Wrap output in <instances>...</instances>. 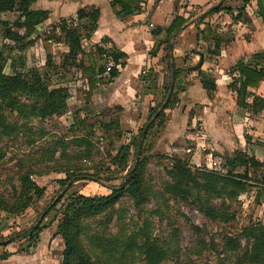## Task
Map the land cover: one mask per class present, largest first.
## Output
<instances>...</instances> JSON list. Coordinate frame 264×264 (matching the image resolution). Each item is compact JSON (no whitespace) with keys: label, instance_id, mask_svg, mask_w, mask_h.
<instances>
[{"label":"trees","instance_id":"1","mask_svg":"<svg viewBox=\"0 0 264 264\" xmlns=\"http://www.w3.org/2000/svg\"><path fill=\"white\" fill-rule=\"evenodd\" d=\"M35 0H0V25L5 30L6 37L18 43V49L24 50L30 47L37 38L38 26L49 17V10L34 9L31 7ZM147 0H112V6L116 15L126 17L139 13L144 10V4ZM251 0H243L242 6L233 14L235 20L249 22L250 17L245 6ZM258 8L255 13L262 18L264 23V0H256ZM225 10L232 12L230 6L224 2L212 6L205 14L199 17V20L213 12ZM17 11L18 18L13 24L2 19L1 14L5 12ZM233 13V12H232ZM100 15L98 7H83L77 11L76 19H61L59 29L61 35L68 45V52L65 54L61 64H56L53 56L48 52L45 63L46 68H65L67 66L80 67L84 80L83 86L84 99L86 103L92 102V96L95 89L100 83L110 82L118 75V69L113 68L110 72V79L107 81L95 78V73L104 69V63L107 57L111 56L115 62L126 56V53L118 48L105 47L97 45L96 50L89 51L85 54L82 45V39L90 37L97 28V21ZM89 17L91 23L83 24V19ZM187 22L183 16L176 15L171 24L166 28L168 39ZM16 27L18 30H14ZM154 30V34L159 33ZM203 38H211L213 47H208V52L219 54V45L221 42L220 35L215 33L212 25L205 24L201 30ZM198 31V32H201ZM206 31V32H205ZM172 58V67L174 73L173 85L171 87V77L165 85L162 100L154 107H150L151 120L146 127L145 133L143 127L139 129L135 136L134 151L132 152V143L121 145L116 154H110V163L115 167L114 170L125 171L123 181L118 185L109 186L111 192L108 194L85 195L79 192L69 193L70 187L80 179H92L103 182L100 176V170L94 166H85V161L93 155L96 144L93 141L94 127L97 121L88 122L82 119L73 122L68 131H74L77 128H89L90 132L82 134H65L60 136L52 135L50 144L48 143L44 151L40 154L37 162L27 161L28 154H22L18 157V172L16 173L17 185L12 186L13 195L6 198L0 193V210L7 213L20 214L32 205L36 198H41L45 194L46 187L41 186L35 179L34 175L49 174L51 172H62L64 177L59 178L61 193L45 208L44 217L54 209L63 199L64 208L61 211L62 220L58 225V232L64 240V252L61 264H105L100 254L93 255L87 248L85 238L90 241H96L110 256H114L119 248L121 258L127 257V252H138L142 264H161L170 254V247L161 246L156 241V237L150 235L147 228L140 230L137 234H132L129 238L121 239L117 234H91L87 231L88 220L101 221L112 220L114 213L117 212L116 204L124 197L133 200L135 206L139 209L141 205L150 200L153 192V186L150 183L147 163L151 157L156 161L168 160L164 163V171L167 179L163 184V194L168 200L175 199L186 203H200V209L207 217L214 222L232 225L236 217V212L231 209L230 203L224 199L221 202L208 201L205 203L201 200V195L213 193L217 196L226 195L229 199H237L240 194L246 192L252 184L250 176L252 170L255 173L260 172L261 181L264 182V162L249 154L240 148L234 149L229 154H223V164L226 168L225 174L192 167L190 152L182 156L180 152L173 154H157L155 156H142L143 144L146 140L150 129L154 126L162 127L166 119V110L173 108L180 100L179 93L183 90V83H179L181 68ZM6 56L0 51V140L3 136H13L22 132L31 135L35 132L33 126L26 122L30 118H39L45 120L52 116H61L68 107L71 94L66 86L58 85L51 87L45 81V75L36 68H31L27 72L16 68L15 62L10 67L11 72L5 70ZM186 61V58L183 59ZM169 66L170 71L172 69ZM234 69L237 70L238 76H233L228 87L237 93V104L248 112L259 113L264 109V98L257 95L251 88L258 87L264 79V51L257 52L251 58H240L237 60ZM202 85L208 93L216 90V81L212 76L197 69ZM250 96L252 99L249 100ZM6 108L17 111L24 121H10L5 113ZM122 108L120 106L100 107L97 113L104 117L110 115H119ZM119 120L111 118L105 122L104 128L109 132L110 128H119ZM102 125V124H100ZM93 129V130H92ZM37 131V130H36ZM48 130L41 128L38 138L44 139L48 135ZM117 134V133H116ZM120 137V133L116 135ZM19 138V137H18ZM37 138V139H38ZM37 139L28 137L27 144L32 145ZM7 151L0 147V163L6 157ZM135 162L129 164L131 157ZM243 168V171H239ZM110 169V166L107 167ZM113 170V171H114ZM263 171V172H262ZM259 174V173H258ZM258 194L264 195V187L258 188ZM163 197V196H162ZM42 221L32 224L31 226L21 229L11 234L8 239L0 240V245H7L11 241L19 238H26L32 243H36L42 230ZM196 230L200 227L193 225ZM222 249L220 250L219 260L221 264H227L224 259L229 255H234L233 264H264V221L250 222L241 228L239 232L228 231L223 229L220 232ZM215 240L211 241L212 246H216ZM214 246L213 249H217ZM221 253H225L221 256ZM217 262L216 264H218ZM125 264H135L133 262ZM183 264H198L195 261H185ZM207 264V263H203Z\"/></svg>","mask_w":264,"mask_h":264},{"label":"rangeland","instance_id":"2","mask_svg":"<svg viewBox=\"0 0 264 264\" xmlns=\"http://www.w3.org/2000/svg\"><path fill=\"white\" fill-rule=\"evenodd\" d=\"M225 2L226 4H232L233 9H237L243 4V0H225ZM18 15L19 13L17 11H12L1 14V17L10 24H13L18 18ZM14 30L18 29L14 27ZM234 30V26L232 27L230 25L227 26L224 32H219L217 28L215 33L220 36H223L225 33L227 39H229L233 36L232 32ZM40 36L44 41L43 43L50 48L47 40L51 35L47 33V29H44ZM57 40L66 44L65 40L61 37ZM84 45L85 54L91 51L94 46L88 41H84ZM48 48L41 51L42 55L37 52L32 55V52H30L28 60H23V63H21V60L18 59V56H20L18 55V43L7 38L3 26L0 25V51L6 56V72L12 71L10 67L12 62H15L17 69L25 72L31 68H36L46 76L45 81L51 87L58 85L66 86L71 94L67 110L63 115L52 116L45 120L30 118L29 121H26L35 130L31 135L22 132L19 136L15 134L11 137H2L0 147L7 151V155L0 163V193L8 199L12 197V186L18 183L16 178V173L18 172V157L21 158L22 154H28L27 161H31L32 163L34 161L37 162L36 159L39 160V156L44 151L46 145L48 143L50 144L53 138L52 135L60 136L90 132L89 128H77L74 131H68L69 126L73 122L85 118L90 123L97 121V124L94 127L95 133L92 136L96 148L93 155L84 163L85 166L98 168L103 182L88 178L80 179L70 187L69 193L79 192L85 195L108 194L111 192L109 186L118 185L123 181L125 174V171L114 170L115 167L110 163V154H116L124 143H132L131 148L133 152L135 136L147 121L139 125L136 124L134 127V123L130 120L123 119L121 114L117 116L113 114L107 117L98 114L96 112L98 107L93 102H85V89L82 86L83 80L76 73L73 66L58 69L54 67L46 68L44 62H46L48 52L52 55L51 48L49 49L50 51ZM59 53L61 56L57 61L61 64L65 53ZM183 58L177 60V65L181 68H184ZM184 71V69H181L179 76V83H183V85L186 83L185 79H183L185 78L183 77ZM5 113L10 121H18L19 123L24 121L22 116L15 110L6 108ZM110 117H115L120 122L118 129L110 128L108 132L104 128V124ZM203 126L202 122L198 121L195 128L200 129ZM41 128H45L49 132L44 139L38 138V133ZM158 131L159 127L157 126L150 129L143 144L142 156H155L166 153L161 150L158 143L157 145H153V138ZM116 133H120V137H116ZM28 137L38 139L32 145H28ZM243 139V141L247 139L246 134ZM193 141L195 142L196 140ZM248 142L253 145L252 147H256L258 155L264 162V137H262V140H257V143L254 141L250 142L249 140ZM205 148L211 151V147ZM178 152L184 157L189 153L186 147H184V150ZM166 154L170 155L173 152ZM190 154L191 159H193V153L190 152ZM135 159L132 156L129 164L135 162ZM164 163H168V160H165V162L163 160L156 161L152 157L147 163L150 183L153 186V192H155V195H152L150 200L144 202L138 209L132 199L124 197L116 204L117 212L114 213L110 222L101 221L99 224L98 220H88L87 231L91 234H96L97 232L106 235L117 234V236H120L124 240L132 234L139 233L141 229L144 230L147 228L150 235L156 237L157 243L161 246L165 245V247H170L171 251L169 256L161 264H183L185 261H195L198 264H216L217 262L221 264L219 260L220 250L222 249L220 232L223 229L239 232L242 227L250 222L257 220L264 221V195L258 194L260 185L254 183L262 182L263 184L260 178V172L258 174L252 170L250 174L252 179L248 180L252 186L246 192L240 194L237 199L232 200L227 198L226 195L220 197L213 193H207L204 196L201 195V200L205 203L207 200L210 202H221L223 199L230 203L231 209L236 212V217L232 225H226L211 221L200 209V203H186L175 199L168 200L167 198L165 199L166 196H160L159 193L163 194V184L168 178L164 171ZM195 163L204 166L202 160H195ZM193 164L192 167L202 168ZM108 166H110V169H107ZM238 170L242 172L243 168H239ZM64 176L65 174L62 172L34 175V179L41 186L46 187L45 194L41 198H36L32 205L20 214L7 213L0 210V240H6L11 234L39 221H42L43 225L40 236L35 244L26 238H19L11 241L7 245H0V264H61L64 252V240L58 232V225L62 220L61 211L64 208V202L67 201L63 199L45 217L44 215L46 212L45 208L51 202H55V198L61 193V186L58 179ZM262 191L264 190L262 189ZM193 225L199 226L200 230H196ZM212 240H215L217 243L216 246L214 245L217 249H213L214 246L211 245ZM85 243L93 255L100 254L105 264H125L130 262L142 264L139 260L141 255L138 252H127L125 253L127 257L121 258L120 250L122 249L120 248L114 256H110L106 253L105 247H101L96 241H90V239L85 238ZM221 254L223 256L225 253ZM233 256L229 254L224 261L227 264H233L235 261Z\"/></svg>","mask_w":264,"mask_h":264},{"label":"crops","instance_id":"3","mask_svg":"<svg viewBox=\"0 0 264 264\" xmlns=\"http://www.w3.org/2000/svg\"><path fill=\"white\" fill-rule=\"evenodd\" d=\"M111 1L35 0L31 7L49 10V17L38 26L39 32L34 43L24 50L18 49V59L21 63L23 60L27 61L30 52L32 55L36 52L42 55L41 51L48 47L40 35L47 29V33L51 35L47 41L53 60L59 64V52L66 54L69 49L67 44L57 40L61 35L58 25L60 20L72 17L78 22L76 15L80 8L98 7L100 15L97 28L90 37L82 39L83 47L84 41H88L94 45V51L97 45H103L126 53L119 61L118 75L94 90L92 102L98 109L120 106L122 110L119 114L123 119L134 123V127L146 122L150 107L162 100L166 81L169 76L172 77L171 55L176 63L179 58L184 57L186 61L183 67L188 68L183 76L186 83L179 93V102L166 110L168 116L155 134L153 145L158 143L166 153L178 152L184 150V147L186 150L190 148L193 153L191 161L196 164L195 160H202L206 153V150L195 147L192 139L195 125L201 121L208 136L204 143L206 147H211L215 155L222 157L223 154L240 148L263 161L256 147H252L248 140L257 143V140L264 137V109L259 113H252L241 108L237 104V93L228 87L232 77L238 76L234 69L237 60L249 59L253 54L264 51V23L255 13L258 8L256 0H251L245 6L249 22L235 20L233 14L237 10L232 8V4H226L225 0H147L143 11L126 17L116 15ZM219 2L230 6L233 14L220 10L199 20L200 16ZM176 15L183 16L187 22L172 34L168 42L166 28ZM90 23L89 17L83 19V24ZM207 23L214 30L218 28L219 32L226 31L230 25L235 28L229 39L225 33L220 36L219 54L207 51L208 47H213V40L202 36L201 30ZM159 28H162L159 33L154 34V30ZM201 56V71L216 81V90L212 93H208L202 85L197 70L190 69L199 62ZM73 68L78 75H82L80 67ZM143 70L146 72L143 73ZM251 90L264 98V79L258 87ZM251 99L252 96L249 100ZM245 134L248 140L243 141Z\"/></svg>","mask_w":264,"mask_h":264},{"label":"built area","instance_id":"4","mask_svg":"<svg viewBox=\"0 0 264 264\" xmlns=\"http://www.w3.org/2000/svg\"><path fill=\"white\" fill-rule=\"evenodd\" d=\"M39 54V52H37ZM113 68H120V62H115V60L109 56L106 59V62L104 63V69L102 71H98L95 73V78L98 80H103V81H107L110 79V72L112 71ZM146 71L143 70V73H145ZM80 75V74H79ZM80 78L83 80L82 75H80ZM84 82V81H83ZM83 82H82V86H83ZM104 82L100 83V85H103ZM84 87V86H83ZM192 139L196 140L194 142V146L197 148H201L202 150H206V153L204 154V157L202 159V164L204 166H200V164H196L198 167H202L203 169H207V170H211L214 172H217L219 174H225L226 173V168L224 167L223 164V158L220 156H217L214 154L213 151H209L207 148H205V140L208 139V136L204 130L203 127H201L200 129H195L194 133L192 134ZM198 139H201L200 142H197ZM188 152H191L192 150L190 148L187 149ZM192 163V161H191ZM201 163V162H200ZM193 164V163H192ZM194 165V164H193ZM256 184H259L260 187H264V182L262 184V182H254Z\"/></svg>","mask_w":264,"mask_h":264},{"label":"water","instance_id":"5","mask_svg":"<svg viewBox=\"0 0 264 264\" xmlns=\"http://www.w3.org/2000/svg\"><path fill=\"white\" fill-rule=\"evenodd\" d=\"M202 63H203V57L201 56L199 62H198L197 64L191 66L190 69L195 70V69H197L198 67H200V66L202 65ZM173 80H174V73H173V71H172L171 87H172V85H173ZM150 122H151V120H149L148 123L146 124V126H145V128H144V130H143V133H145L146 127L149 125Z\"/></svg>","mask_w":264,"mask_h":264}]
</instances>
